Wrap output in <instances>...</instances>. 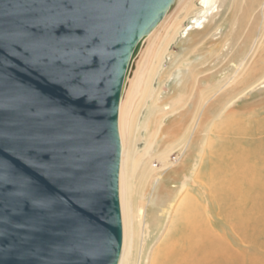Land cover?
Wrapping results in <instances>:
<instances>
[{"label":"water","instance_id":"water-1","mask_svg":"<svg viewBox=\"0 0 264 264\" xmlns=\"http://www.w3.org/2000/svg\"><path fill=\"white\" fill-rule=\"evenodd\" d=\"M175 0H0V264H118L122 89Z\"/></svg>","mask_w":264,"mask_h":264},{"label":"bare ground","instance_id":"bare-ground-1","mask_svg":"<svg viewBox=\"0 0 264 264\" xmlns=\"http://www.w3.org/2000/svg\"><path fill=\"white\" fill-rule=\"evenodd\" d=\"M235 2L175 0L157 27L142 39L131 61L118 114L123 228L118 264H234V253L225 250L227 234L211 225L205 195L217 207L220 221H226L236 211L242 212L241 198L259 190L254 188L260 183L258 167H262L264 158L236 144L218 147L211 151L217 159L215 172L227 173L229 181L217 179L206 184L202 172L206 158L203 137H222L230 130L245 129L231 123L236 108L230 92L235 81L247 82L252 67L244 63L235 73L237 80L228 74L197 94L194 92L199 83V44L209 41L215 45L234 33L240 36L238 31L250 13L246 12L252 9H257L264 25V0H248L245 16L242 13L241 19L235 18L231 29L223 33L221 11L226 6L232 10ZM189 21L190 26L185 25ZM260 38L256 54L264 50V36ZM173 46L184 51L177 53ZM164 87L174 92L165 94ZM223 98L232 103L223 120H219L215 107ZM174 152L176 160L172 159ZM231 222L233 232L249 231L241 220ZM244 264H249L248 258H244Z\"/></svg>","mask_w":264,"mask_h":264},{"label":"rangeland","instance_id":"rangeland-1","mask_svg":"<svg viewBox=\"0 0 264 264\" xmlns=\"http://www.w3.org/2000/svg\"><path fill=\"white\" fill-rule=\"evenodd\" d=\"M247 2L248 0H236L235 6L232 10L230 9L231 11L229 10V6H226L224 10L221 9V12L224 13L223 33L231 29L232 21L235 20V18L239 19L243 14V16H245ZM248 12L250 13L245 16V21L242 22V27L239 30L240 32L238 31L240 36L234 33L228 40L219 41L215 45L214 43L216 42L210 43L209 41H205L199 44L197 50V52H199L197 53L199 55V61L196 63H200V66L198 65L196 72L199 82L197 84L200 86L196 85L195 94H197L198 91L200 92V90H204L210 83H216L224 79L228 74H233L236 78L235 73L238 72V69L242 67L244 63L252 67L251 75L248 77L247 82H238L236 78L235 88L230 92V99L232 102H235L234 107L236 108L235 116L231 119V123H239V125L245 127V129L240 132H230V130L223 134L222 137H203V141L206 145V158L204 159L202 172L203 180L206 184H210L217 179H223V182L229 181L227 173L215 172L214 161L217 159L216 157L213 158L212 153L218 147L221 149L223 145L230 146L236 144L239 148L245 149L248 147L257 157L264 158L262 155L264 152V50H260L259 53L256 54L255 49L260 46L262 42V38L260 37L264 36V25L262 26V19L257 9L249 10L246 13ZM251 15H253V17ZM190 23L191 21L185 25L190 26ZM252 29H254L253 35H250ZM220 32L221 30L219 33ZM173 49L177 53L184 51V49H179L176 46H173ZM227 62L228 64H226ZM261 82L262 84L254 89V87ZM171 92L173 93L174 91H169L167 87H164L165 94H172ZM197 96L198 95L194 96L195 100L198 99ZM230 104L228 102L226 103L225 98H223L215 107V113L219 120H223L229 110L228 107ZM212 150L213 152H211ZM176 158V152L172 153V159L176 160ZM262 167H258L260 172H258L257 177L260 183L254 188V190H259L257 192L253 191L247 198H241L240 209L242 212H234L232 215L227 216L224 222L218 220L219 214L217 207L213 206L210 202L209 195H205V203L211 209V225L215 230H223L225 234H227V241L224 243L225 250L234 253L236 259H234L235 261H231L234 262V264H244V258H248L249 264H264V189L261 188L262 184L264 187V160ZM212 173L215 174L212 175ZM261 190H263V194L259 196V191ZM233 220H241L244 222V224L248 226L249 231H246V234L242 232L240 234L239 231L233 232L229 228V226L232 227L231 221Z\"/></svg>","mask_w":264,"mask_h":264}]
</instances>
